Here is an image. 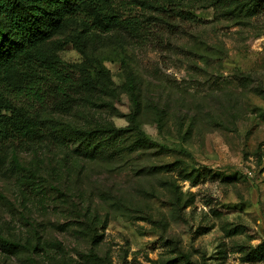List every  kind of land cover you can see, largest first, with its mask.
I'll return each mask as SVG.
<instances>
[{
    "label": "rangeland",
    "instance_id": "1",
    "mask_svg": "<svg viewBox=\"0 0 264 264\" xmlns=\"http://www.w3.org/2000/svg\"><path fill=\"white\" fill-rule=\"evenodd\" d=\"M258 1L118 0L140 36L72 22L39 46L71 79L40 112L99 128L98 152L50 139L18 149L17 169L7 151L0 239L18 247L0 243V264H264Z\"/></svg>",
    "mask_w": 264,
    "mask_h": 264
},
{
    "label": "trees",
    "instance_id": "2",
    "mask_svg": "<svg viewBox=\"0 0 264 264\" xmlns=\"http://www.w3.org/2000/svg\"><path fill=\"white\" fill-rule=\"evenodd\" d=\"M258 1V0H257ZM118 0H0V164L9 150L17 169L22 168L18 149L33 148L47 140L75 141L84 154H97L94 143L99 128H81L61 121L49 113L40 112L52 88L55 94L65 93L70 77L54 62L44 57L39 46L55 35L64 25L77 22L85 32H108L119 27L127 28L140 36L136 18L125 20L118 13ZM264 5L255 3L252 9ZM14 70L20 84L9 81V71ZM86 84H93L85 76ZM131 128L148 137L130 116ZM109 136L117 137L121 128L105 127ZM114 154V151H113ZM116 155V153L114 154ZM10 249L18 243L0 239ZM262 244L249 250L251 258H262Z\"/></svg>",
    "mask_w": 264,
    "mask_h": 264
}]
</instances>
